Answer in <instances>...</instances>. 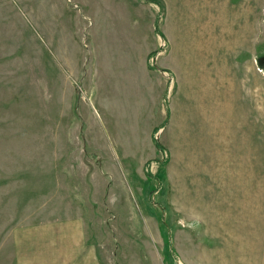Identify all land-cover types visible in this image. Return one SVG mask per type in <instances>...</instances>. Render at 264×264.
Returning a JSON list of instances; mask_svg holds the SVG:
<instances>
[{
	"label": "rangeland",
	"instance_id": "374dc122",
	"mask_svg": "<svg viewBox=\"0 0 264 264\" xmlns=\"http://www.w3.org/2000/svg\"><path fill=\"white\" fill-rule=\"evenodd\" d=\"M0 264H264V0H0Z\"/></svg>",
	"mask_w": 264,
	"mask_h": 264
}]
</instances>
